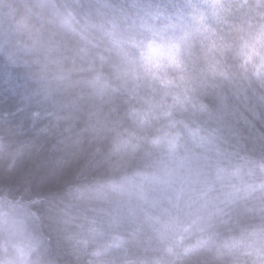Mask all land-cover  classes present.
Here are the masks:
<instances>
[{
	"label": "clouds",
	"instance_id": "clouds-1",
	"mask_svg": "<svg viewBox=\"0 0 264 264\" xmlns=\"http://www.w3.org/2000/svg\"><path fill=\"white\" fill-rule=\"evenodd\" d=\"M0 264H264V0H0Z\"/></svg>",
	"mask_w": 264,
	"mask_h": 264
}]
</instances>
